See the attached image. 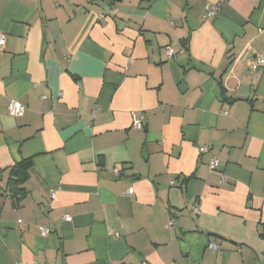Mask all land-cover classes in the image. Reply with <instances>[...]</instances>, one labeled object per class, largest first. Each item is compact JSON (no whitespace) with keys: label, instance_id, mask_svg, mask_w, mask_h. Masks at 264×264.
<instances>
[{"label":"crops","instance_id":"obj_1","mask_svg":"<svg viewBox=\"0 0 264 264\" xmlns=\"http://www.w3.org/2000/svg\"><path fill=\"white\" fill-rule=\"evenodd\" d=\"M0 33V264H264V0H0Z\"/></svg>","mask_w":264,"mask_h":264},{"label":"built area","instance_id":"obj_2","mask_svg":"<svg viewBox=\"0 0 264 264\" xmlns=\"http://www.w3.org/2000/svg\"><path fill=\"white\" fill-rule=\"evenodd\" d=\"M219 11V6L218 5H208L204 8V14L203 18L204 19H211L217 15ZM116 14V10L114 8L110 9L109 15L114 16ZM104 15H101L100 18H103ZM6 43V37L3 33H0V51L3 50L4 46ZM166 55L168 58L173 57V52L170 48L166 49ZM249 68L253 71H257L260 69H264V56H256L253 61L250 63ZM7 112L8 115L12 118H20L23 116L25 112V107L20 104L19 102L15 100H9L8 101V106H7ZM143 128V115L142 114H133L132 115V129L135 131H141ZM198 152L200 154H204L207 152L206 147H199ZM219 166V160L216 157H212L209 161V171L211 173L215 172L218 169ZM114 174H118L117 171H114ZM220 180L222 183L226 182L225 176L221 175ZM127 194H132V190L128 189ZM54 195L51 194V199H53ZM63 221L65 222H70L71 218L67 215L63 216ZM49 233V230L44 227L39 228V236L44 237ZM210 250H216L217 247L215 244H210L209 245Z\"/></svg>","mask_w":264,"mask_h":264},{"label":"trees","instance_id":"obj_3","mask_svg":"<svg viewBox=\"0 0 264 264\" xmlns=\"http://www.w3.org/2000/svg\"><path fill=\"white\" fill-rule=\"evenodd\" d=\"M31 165H32L31 159L26 158L19 161L9 170L10 178L8 184L12 187L11 190L12 197L15 198L19 197L21 192L19 186L26 180Z\"/></svg>","mask_w":264,"mask_h":264}]
</instances>
